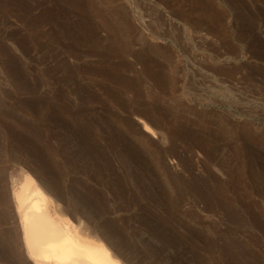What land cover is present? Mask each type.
Returning a JSON list of instances; mask_svg holds the SVG:
<instances>
[{
	"label": "rangeland",
	"instance_id": "1",
	"mask_svg": "<svg viewBox=\"0 0 264 264\" xmlns=\"http://www.w3.org/2000/svg\"><path fill=\"white\" fill-rule=\"evenodd\" d=\"M22 169L127 263L264 264V0H0Z\"/></svg>",
	"mask_w": 264,
	"mask_h": 264
},
{
	"label": "bare ground",
	"instance_id": "2",
	"mask_svg": "<svg viewBox=\"0 0 264 264\" xmlns=\"http://www.w3.org/2000/svg\"><path fill=\"white\" fill-rule=\"evenodd\" d=\"M20 171V177L0 174L1 259L7 264H130L93 213L70 206L69 200L76 202L72 196L63 202L53 185Z\"/></svg>",
	"mask_w": 264,
	"mask_h": 264
}]
</instances>
